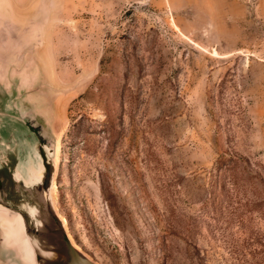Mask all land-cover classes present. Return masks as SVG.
Listing matches in <instances>:
<instances>
[{"label": "rangeland", "instance_id": "rangeland-1", "mask_svg": "<svg viewBox=\"0 0 264 264\" xmlns=\"http://www.w3.org/2000/svg\"><path fill=\"white\" fill-rule=\"evenodd\" d=\"M0 83L95 262L264 264V0H0Z\"/></svg>", "mask_w": 264, "mask_h": 264}, {"label": "water", "instance_id": "water-1", "mask_svg": "<svg viewBox=\"0 0 264 264\" xmlns=\"http://www.w3.org/2000/svg\"><path fill=\"white\" fill-rule=\"evenodd\" d=\"M57 141L0 83V264H98L55 199Z\"/></svg>", "mask_w": 264, "mask_h": 264}, {"label": "bare ground", "instance_id": "bare-ground-1", "mask_svg": "<svg viewBox=\"0 0 264 264\" xmlns=\"http://www.w3.org/2000/svg\"><path fill=\"white\" fill-rule=\"evenodd\" d=\"M57 149H58V143H57ZM56 163H57V155H56ZM55 190H56V184H55ZM63 220H64V222H65V224H66V221H65L64 218H63Z\"/></svg>", "mask_w": 264, "mask_h": 264}]
</instances>
